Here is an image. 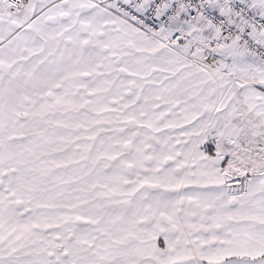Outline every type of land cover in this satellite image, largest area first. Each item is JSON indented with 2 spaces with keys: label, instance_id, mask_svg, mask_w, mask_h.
<instances>
[{
  "label": "snow or ice",
  "instance_id": "snow-or-ice-1",
  "mask_svg": "<svg viewBox=\"0 0 264 264\" xmlns=\"http://www.w3.org/2000/svg\"><path fill=\"white\" fill-rule=\"evenodd\" d=\"M0 264H264V0H0Z\"/></svg>",
  "mask_w": 264,
  "mask_h": 264
}]
</instances>
